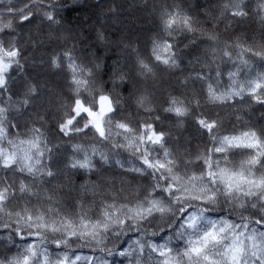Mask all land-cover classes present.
Listing matches in <instances>:
<instances>
[{"label": "trees", "instance_id": "16d2710c", "mask_svg": "<svg viewBox=\"0 0 264 264\" xmlns=\"http://www.w3.org/2000/svg\"><path fill=\"white\" fill-rule=\"evenodd\" d=\"M128 1L141 3L143 0H31L32 3L41 5V7L33 9L34 13L39 14V18L32 24L24 22L23 29H16L17 43L22 50L19 61L21 66L13 65L12 69H10L9 91L0 93V107L7 109L5 127L9 129V136L17 141L35 136L34 128L40 130L43 138L49 141L48 147L52 149L51 158L45 152L43 163L51 168L54 178L45 175L43 180L37 179L33 181L32 177L28 176L27 173L15 171L6 173V170L0 169V180L6 178L9 182H15L17 186L21 180H24L25 183L33 184V192L39 194L38 196L34 194L29 197L32 201L33 209L46 211L51 207L61 217L67 213L76 220L80 216H84L91 221H96L103 219L102 214L105 210L111 211L109 206L112 204H115L117 209H121L122 206H134L138 200L143 199L148 183H154L149 175L151 170L144 173L133 171V168L142 166L138 155L134 153L132 148L113 147L112 145L114 143H127L124 135L118 134L122 130L115 129L116 121L130 122L135 130L137 123L146 119L148 113L144 109H139L135 104L137 92H133L134 88H132L131 84L125 82L121 85V81L117 79L115 81L117 87H113L112 77L121 73L135 75L133 59H137L138 56L145 59L146 62L150 61L153 65L158 64L152 52L154 40H172L173 47L179 53L177 66L164 70L165 66L159 64L155 68V78L150 76L155 81L150 82L146 89L150 93V99L152 100L153 115L159 113L161 116V120L150 122H154L157 130L165 132L167 147L173 153V157L176 159V163L181 166L182 171L183 164L190 162L189 172L195 171L199 173L202 170L207 149L211 148L214 143H218L219 139L225 135L242 137L245 132L255 131L258 136H261V133L264 132V103L253 100L247 91L243 95L226 100L211 101L207 97L209 83L220 92H225L233 86L234 81L244 82L250 77H254L256 73H264V55L258 56L254 54L255 52L264 51V11L259 7L264 0H239L240 3L246 5L244 10L247 15L235 17L231 15L230 10L225 11L223 9V5L230 4L234 0H166L163 10L181 9L183 14L191 18L194 31L190 32L186 29H181L174 35L168 36L163 31L160 13V20L158 22L155 21V24H152L151 27L146 26L142 31L140 26V38H137L138 33H135L138 32L136 30L137 27L133 25V21L134 23L137 22V17H133L130 14L131 12L128 13L123 8L122 15H120V17H123L118 19L117 25L107 23V12L112 10V14L116 13L120 8L119 5H126ZM162 1L154 0L156 4ZM8 3L9 0H0V10ZM11 3L17 4L18 0H11ZM50 3L56 5V12L60 21L58 25H52L55 33H47L46 29L49 22L42 16L44 8L48 7ZM213 7L216 8V15L220 19L218 24H216V21L212 24V19L206 20L202 16V11L212 12L211 9ZM81 13L84 17H89L85 19L84 23L87 25L96 23L98 31L93 33V30H90L91 32L85 33L87 36L85 38L84 36L83 38H72L70 34L76 35L77 32L82 31ZM7 18L5 16V19ZM140 20V22H144L142 19ZM105 23L107 25L103 27ZM37 24H41V31L35 33ZM215 25H217V29ZM256 26L258 31L260 29L259 32L255 30ZM68 29L71 30V33ZM125 29H128V34L122 37V31ZM256 32L258 33L255 35L254 33ZM228 34L231 35L226 37ZM0 35L3 34L0 33ZM50 36L54 37L55 43L49 41ZM62 38L68 39L67 42H63L61 45L59 41ZM107 38L115 40V46L106 54L104 53V45L107 42ZM82 40L86 43H83ZM8 42V37H4L3 43L5 46H7ZM48 44L51 47L46 51L45 47ZM123 45H127L130 49V60L126 64L129 65L128 69L119 64L124 58V53L121 50ZM225 48L231 51V59L222 55V51ZM65 50L72 52L76 63L80 67L86 70V66H91L92 68L91 76H88L87 71L84 73V77L90 81V87L86 90L81 86V98L92 102L93 96L103 91L105 94L110 95L114 102L116 112L112 115L111 126L113 131L110 140H101L94 131H89L87 135L71 133L70 135L73 136L71 140L62 135H56L60 119L69 111V98L75 95L73 91L75 85L72 83V74L66 59L60 67H52L49 61L53 55L63 56ZM213 50H215V57H213ZM240 57H243L247 64H244ZM90 59H92V63L89 65ZM191 60L194 61V65H184L185 61ZM29 61H32V65L29 64ZM210 61L211 80H199L197 78L198 73L203 71L206 75L208 74ZM48 70H54L61 74V86L65 90L57 95L61 100L55 97L54 101H52L49 99L47 92L40 91L39 98L29 100L28 104L25 105L23 103L25 83H38L41 86L44 85L46 79L49 81L45 83L46 89L57 88L46 75ZM217 72L220 75H217ZM230 72L234 74L232 78L229 77ZM227 84L229 85L227 86ZM64 93H66V97ZM169 96H177L180 99H185L186 97L199 99V108L196 107L195 100H193L190 107L196 109L197 115L216 121V127L212 130L211 135L206 129L200 128L195 123V118L192 115L177 118L174 114L164 113L162 106H166L164 101ZM9 97H11L10 100ZM204 98L206 99L204 100ZM46 106H49V109L51 107L53 109L46 113L42 110ZM13 108H16V110L13 111ZM245 108H249L250 114L242 112ZM227 112L231 113V116H229V113L226 115ZM165 116H170L171 118L164 119ZM177 122L180 124L178 125L180 132L175 128ZM13 124L16 127H12ZM105 128L107 130V124ZM186 136L190 137V143L189 147H186L188 149L187 152H184L185 148L183 146ZM261 138L264 139V136H261ZM73 144L94 145L98 149V153L92 157V162L95 165L94 169L91 171L70 169L66 166V161L70 158H75L72 152ZM150 147L154 146L150 145ZM141 150H143V145H141ZM100 152L107 155L108 159L106 161L101 160ZM254 154L252 149L243 147L229 148L226 153H215L214 151L211 153L213 162H215L217 157L227 155L229 167L237 169L243 162L247 161L250 155ZM155 155L156 153L154 152L153 156ZM197 156L200 158L197 159ZM260 159H264V157ZM220 163L223 165L225 161L221 159ZM244 166L247 167L246 164ZM254 171L259 176L264 173V168L257 164ZM103 178L113 181V185L117 184L110 189L111 184L105 183ZM63 184L71 186L70 188L73 192L71 197H65V191L62 188ZM80 190L84 192L81 196L79 195ZM98 190H101L100 193H98ZM50 196L52 197L51 200L48 199ZM221 203L223 204V199ZM10 207L16 210L24 207V202L19 201V193H17V199L13 200ZM253 211L256 210L244 211L239 206L233 211L231 205H224L222 209H217L212 215L214 218L224 216L239 222L241 213L245 216H251ZM140 231L143 232L145 229ZM9 232L10 229L0 228V259L11 258L17 252L14 244L7 238ZM162 235L163 233L156 230V235L152 236L151 230H149V235L140 237L138 232L128 231L120 237L118 242L109 240L105 243L107 248L113 249V256H111L113 263L129 264V257H120L119 260L114 259L115 255L119 254V252L115 251L116 248L121 246L128 247L132 241H136L138 238L143 243H147L149 239L158 242ZM13 239L19 241V237H15L14 233ZM29 239L33 240L36 238L31 237ZM72 239L74 240L75 238ZM47 247L49 252L54 254L60 251H67L69 255L73 252L93 254L92 248L82 247L74 242L67 246L61 245L57 249L55 244L48 240ZM95 255L108 257L106 252L102 253L100 251L99 247L95 249ZM132 264H135L134 258L132 259ZM144 264H157V260L151 259Z\"/></svg>", "mask_w": 264, "mask_h": 264}, {"label": "snow or ice", "instance_id": "6c2138e0", "mask_svg": "<svg viewBox=\"0 0 264 264\" xmlns=\"http://www.w3.org/2000/svg\"><path fill=\"white\" fill-rule=\"evenodd\" d=\"M39 7L41 5L32 3L31 0H18L17 4L9 0V3L0 10V33L3 34L0 35V93L9 91L10 69L13 65L21 66L19 61L22 50L17 43L16 29H23L24 22L34 23L39 14L34 13L33 9ZM245 7L246 5L239 0L223 5V9L230 10L233 17L247 15ZM259 7L264 11V2ZM5 16L8 18L5 19ZM42 16L49 22L48 27L60 23L54 4L50 3L44 8ZM161 23L164 33L168 36L181 29L194 31L191 18L183 14L179 8L162 10ZM4 37H8L7 46L3 43ZM152 52L158 64L153 65L138 56L136 75L121 73L112 77L113 87H117L115 84L117 79L121 81V85L125 82L130 83L137 92L135 96L137 107L148 113L146 119L137 123L135 130L130 122L116 121L115 129L122 130L118 134H123L127 143L112 145L132 148L138 155L142 166L133 168V171L144 173L151 170L149 175L154 183H148L143 199L138 200L134 206H122L121 209H117L115 204L110 205L111 211L105 210L102 220L91 221L84 216L76 220L67 213L61 217L51 207L46 211L33 209L29 197L39 195L33 192V184L21 180L17 186L15 182H9L6 178L0 180V228L10 229L7 238L17 249L11 258L0 259V264H111L103 256L95 255L97 247L111 257L113 249L106 247V241L118 242L128 231H136L140 237L147 236L149 230L152 236L156 235V230L163 233L158 242L149 239L145 244L138 238L133 242L134 249L121 246L115 251L129 257V264H132L133 258L135 264H142L141 256L146 247L150 249L149 259L157 260V264H264V173L257 176L254 171L257 164L264 168V159H260L264 157V139L261 138L264 132L261 136L255 131L245 132L242 138L225 135L218 143L207 149L199 173L189 172L190 162L183 164L182 171L167 147L165 132L157 130L154 122H150L161 120V116L159 113L153 115L150 93L146 88L140 90L144 81L136 78L137 75L144 77L145 80L149 76L155 78V68L159 64L165 66L164 70L177 66L179 53L170 39L154 40ZM254 54L264 55V51ZM222 55L231 59V51L227 48L222 51ZM65 59L72 74L75 95L69 98V111L60 119L56 135L71 140L73 139L71 133L87 135L89 131H94L101 140H110L113 131L112 115L116 112L114 102L110 95L103 91L94 95L92 102L81 98V86L86 90L90 87V81L84 77V73L87 71L88 76H91L92 72L80 67L70 50H65L63 56L53 55L49 63L52 67H60ZM240 59L247 64L243 57ZM217 75L220 73L217 72ZM233 75L229 73L230 78ZM197 78L201 81L211 80V61L208 74L202 71L197 74ZM24 89L25 105L29 100L39 98L38 83H25ZM245 91L253 100L264 103V73H256L254 77L244 82L234 81L233 86L225 92H220L209 83L207 97L211 101L226 100L243 95ZM193 100L199 108L200 100L195 97L180 99L177 96H169L164 101L166 106H162V111L174 114L177 118L192 115L195 123L211 135L216 127V121L197 115L196 109L190 107ZM6 112L5 107H0V169L6 170V173L8 171L27 173L33 181L43 180L45 175L54 178L51 168L43 163L45 152L49 158L52 156V149L48 147L49 141L43 138L38 128L33 129L36 135L29 139L17 141L11 138L9 129L5 127ZM12 127L16 125L13 124ZM232 147L252 149L255 154L250 155L238 169L229 167L227 155L217 157L213 162L211 155L213 151L226 153ZM72 152L75 158L65 162L67 167L89 171L95 168L92 157L98 153V149L94 145L73 144ZM99 155L103 161L108 159L102 152ZM199 158L197 156V159ZM221 159L225 161L223 165L220 163ZM17 193L19 201L24 202V207L18 210L10 207L13 200L17 199ZM48 199L51 200L52 197ZM224 205H231L233 211L238 206L244 211H256H253L251 216L241 213L239 222L224 216L213 218V212L222 209ZM141 229L145 231L141 232ZM13 233L15 237H19V241L13 239ZM31 237L36 239L30 240ZM173 239L182 241V246L179 244L173 246L171 243ZM48 240H51L57 249L61 245L78 243L82 247L92 248L93 254L73 252L70 256L67 251H60L52 258L47 247ZM136 249L138 252L133 257ZM152 253L157 255L153 257Z\"/></svg>", "mask_w": 264, "mask_h": 264}, {"label": "rangeland", "instance_id": "374dc122", "mask_svg": "<svg viewBox=\"0 0 264 264\" xmlns=\"http://www.w3.org/2000/svg\"><path fill=\"white\" fill-rule=\"evenodd\" d=\"M166 2V0H163L162 2H160L159 4H156L155 2H154V0H143L141 3H139V2H135V1H128L127 3H126V5H119L120 6V8L117 10V12L116 13H114V14H112V10H109L107 13V16H108V21H107V23L109 22V23H111V24H113V25H117L118 24V19H122V17L123 16H121L120 17V15H122V8L124 9V10H127V12L128 13H130L131 15H133V17H137V22L136 23H134V21H133V25L135 26V27H137V31L138 32H135V33H138V35H137V38H140V34H141V29H140V26L142 27V31H143V28H145L146 26L147 27H151V25L152 24H155V21H157L158 22V20H160V13H161V11L163 10V8H164V3ZM123 6V7H122ZM215 9L216 8H212L211 10H212V12L210 11V12H204V11H202V16L203 17H205L206 18V20H209V19H212V21H211V23L213 24L215 21H216V24H218V22H219V16H217L216 15V11H215ZM123 15H124V13H123ZM80 18H81V30L82 31H79V32H77V34L76 35H71L70 34V36L72 37V38H75V37H77V38H79V37H81V38H83V36H84V38L85 37H87L86 35H85V33H88V32H91L90 30H93V33H96L97 31H98V28H97V24L96 23H92V24H85L84 23V21H85V19H88L89 17H84V15L81 13V15H80ZM140 19H142L144 22H140L141 20ZM140 20V21H139ZM88 22H89V20H88ZM107 23H105L104 25H103V27L105 26L106 27V25H107ZM46 24V23H45ZM101 24V23H100ZM40 25L41 24H37L36 25V32L35 33H38L39 31H41L40 30ZM102 25V24H101ZM159 25V24H158ZM217 25H215V28L217 29V27H216ZM107 29V28H106ZM258 29V27L256 26L255 27V30H257ZM47 33H55V30L53 31V28H52V26L51 27H48V25H47ZM255 30H253V31H255ZM68 31L71 33V30H69L68 29ZM258 31V30H257ZM259 31H260V29H259ZM258 31V32H259ZM123 32V34H121V36L123 37V36H127V34H128V29H125V30H123L122 31ZM258 32H256V33H254L255 35L258 33ZM83 34V35H82ZM231 34H228V35H226V37L227 36H230ZM67 39L68 38H65V39H60V41H59V44L61 43V45L63 44V42L65 43V42H67ZM208 39H210V38H208ZM28 41V40H27ZM26 41V42H27ZM49 41L50 42H52V43H55L56 41H55V39H54V37H51L50 36V38H49ZM83 41V43H86L84 40H82ZM115 40H113V39H111V38H107V42H106V44L104 45L105 46V50H104V53H106L107 54V52H109V50L111 49V48H113L114 46H115ZM28 43V42H27ZM107 45V46H106ZM45 46V45H44ZM51 46H49V44L45 47L46 48V51H48V49L50 48ZM61 47H63V46H61ZM107 47V48H106ZM44 48V49H45ZM52 48L54 49V47L52 46ZM55 50V49H54ZM121 50L123 51V55H124V58L122 59V61H121V63H119V64H121L120 66H125L126 67V69H128L129 68V65H126L127 63H129V60H130V53H129V51H130V49L128 48V46L127 45H123L122 46V48H121ZM92 59H93V57H92ZM92 59H90L89 60V65H90V63H92ZM136 58H134L133 59V65L135 66V75H136ZM29 64L30 65H32V61H29ZM195 63H194V61L193 60H191V61H185V64L184 65H186V66H189V65H194ZM93 65V64H92ZM32 67V66H31ZM87 67V70H90L91 72H93L92 71V68H91V66H86ZM46 75L48 76V78H49V80L52 82V84L54 85V86H56L57 88H54V89H52L51 88V90L50 89H46V82H49V81H47L46 79H45V83H44V85H41L40 86V91L41 92H47L48 94V97H49V99H51L52 101H54V98L55 97H58L57 95L59 94V92H64L65 90L62 88V86H61V74H60V72H55L54 70H48V72H46ZM96 77H97V75H96ZM138 80H141V81H144V83L141 85V87H140V90L142 91L143 90V88H148V84L150 83V82H154L155 80H152V78H150V76L145 80V78L144 77H141V76H138L137 75V77H136ZM48 84V83H47ZM181 84H183V83H181ZM230 84V83H229ZM229 84H227V86L229 85ZM165 90V89H164ZM133 92H135L136 93V89H134L133 90ZM64 96L66 97V93H64ZM206 98H204V100H205ZM58 100H61V98L60 97H58ZM209 100V99H208ZM136 104V103H135ZM51 107V106H50ZM14 110L13 111H15L16 110V108H13ZM51 109H53L52 107L49 109V106L47 107H43V111L44 112H46L47 113V111H49V110H51ZM139 109H143V108H139ZM242 112H245V114H250V110H249V108H245V109H243V111ZM229 112H227L226 113V115L228 114ZM225 115V114H224ZM229 116H231V113H229ZM224 117V116H223ZM259 117V116H258ZM257 117V118H258ZM178 125H180L179 124V122H177V124H175V128H176V130L178 131V132H180V129H178ZM194 136H195V134L194 133H192ZM175 136H178V135H175ZM187 138L185 139V143H184V148H185V151L184 152H187V148L189 147V143H190V137H188V136H186ZM238 137H241V136H238ZM242 138V137H241ZM5 146H7V144H6V141H5ZM188 146V147H187ZM187 147V148H186ZM183 152V153H184ZM103 181H105V183H107V184H111L110 185V189H111V187H115V184H117V183H115L114 185H113V181H111L110 179H104L103 178ZM114 182H117V181H114ZM105 185V184H104ZM109 186V185H108ZM71 186H69L68 184H63L62 185V188L64 189V191H65V197H71L72 196V194H73V192H72V189L70 188ZM105 187V186H104ZM62 189V190H63ZM100 191L101 190H98V193H100ZM83 190L81 191L80 190V192H79V195L81 196V195H83ZM102 193V192H101ZM172 245L173 246H176V245H180V246H182V241H179L178 239H173L172 240ZM145 244H147V243H145ZM128 247H131V248H135V245H134V243H131V245H128ZM138 252V249H136L134 252H133V256H135L136 255V253ZM149 252H150V249H148L147 247L145 248V250H144V253H146V255H144V256H141V262H142V264H143V261L144 260H147V261H149L150 259H149ZM50 253V252H49ZM143 253V254H144ZM50 255H51V257L52 258H55V256H56V254H54V253H50ZM157 254L156 253H152V256H156ZM71 256V255H70Z\"/></svg>", "mask_w": 264, "mask_h": 264}]
</instances>
